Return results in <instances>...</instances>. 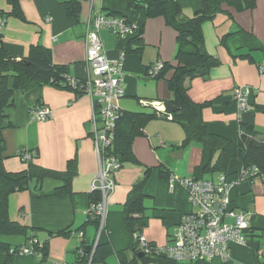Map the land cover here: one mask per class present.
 <instances>
[{
	"label": "crops",
	"instance_id": "0c3cea01",
	"mask_svg": "<svg viewBox=\"0 0 264 264\" xmlns=\"http://www.w3.org/2000/svg\"><path fill=\"white\" fill-rule=\"evenodd\" d=\"M64 1L21 0L25 22L5 19L0 30L4 49L17 57H24L31 45L40 44L50 50L54 64L67 67L69 79L74 82L86 77L93 79L85 60L87 24L97 13H123L133 25H143V47L140 52L127 51L128 38L120 39L107 30L99 32L109 60L124 55L125 93L115 100L116 105L121 110L149 111L143 107L145 104L160 109L164 102L172 99L164 80H154L146 75V69L157 61L174 62L176 33L162 17L146 19L141 11L128 10L126 0H79L80 14L76 21L69 18L59 4ZM178 2L186 16L201 7V0ZM9 10L6 0H0V11ZM224 10L227 13H219L202 24L204 47L220 64L212 68L207 77L191 80L188 96L195 103L209 102L201 116L210 133L234 140L240 133L242 122L257 132L259 141H264V76L258 73V66L264 61V0H257L251 10L235 11L227 6ZM238 86L251 88L252 108L249 112H237L232 92ZM13 101V106L5 110L12 124V128L3 131L6 171L24 170L25 164L17 152L36 149L37 157L32 161L40 167L62 172L67 161L75 157L77 173L71 181V195L35 197L36 191L32 188L9 197L11 220L33 228L36 239L47 244L44 260L34 254L15 255L10 264H74L77 250L96 240L105 244L111 238L115 248L124 247L127 240L120 227L119 213L132 185L142 178L147 168L151 170L144 188L147 196L144 214L148 221L141 235L156 246L169 245L177 221L192 212L194 207L184 188L177 186L172 193L169 192L156 167L163 164L172 176L179 178L215 179L219 175L216 173L215 177V174L203 171L212 156L208 149L195 142L181 147L184 133L180 126L165 120L151 121L145 127V136L136 137L132 142V152L139 164H125L113 174L115 189L108 200L106 227L98 235L96 225L88 223L90 194L100 169L92 140L94 106L91 97L86 91L76 95L63 87L44 86L25 94L16 92ZM36 106L50 109L52 117L44 122L31 121L28 111ZM178 151H181L180 155H177ZM168 152L176 153L174 156L179 158L176 164ZM241 167L240 161L232 160L227 171L232 174ZM58 185L57 181L45 180L41 191L50 193ZM230 198L232 208L243 214L249 236L245 245H230L228 261L214 264H264V177L238 183L231 189ZM147 200L151 202L149 206ZM62 230H68V234L52 235ZM5 242L13 247L24 240ZM125 255L127 259L132 257L130 251ZM106 262L119 264L115 255L109 256ZM0 264H5L2 252Z\"/></svg>",
	"mask_w": 264,
	"mask_h": 264
},
{
	"label": "trees",
	"instance_id": "16d2710c",
	"mask_svg": "<svg viewBox=\"0 0 264 264\" xmlns=\"http://www.w3.org/2000/svg\"><path fill=\"white\" fill-rule=\"evenodd\" d=\"M21 0H6L10 7L8 12L0 11V18H15L25 22L20 8ZM257 0H201V7L191 16H186L178 0H126L128 10L143 12L144 18L162 17L165 24L176 33V51L174 62L157 61L146 69V75L154 80H164L168 90L172 93L169 101L175 111L166 114L149 103L143 107L149 111H127L118 107L115 124L111 132V145L105 150L113 155L121 167L124 164L138 165L136 157L132 152V142L136 137L145 136V127L154 120H165L176 123L184 133L181 147H187L192 142L198 143L203 149H208L211 158L204 165L203 171L206 174L222 173L229 179L236 178L240 171L228 173L227 168L232 160L241 163V170L248 172L246 180H253L264 176V141L256 138V131L245 123H240V133L234 140L227 139L220 135L212 134L207 130L202 119V111L209 105V102L195 103L188 96L189 82L195 78L207 77L212 68L217 67L220 61L208 54L204 47L202 24L212 20L219 13H227L224 6L235 11L251 10L256 6ZM65 9L66 15L78 20L80 14L79 0H66L59 3ZM107 16H115L124 19L126 23L133 26L135 33L128 36L126 43L127 51L140 52L142 45L143 25H133L123 13L106 12ZM135 46L133 49L132 47ZM159 63L155 71L153 66ZM67 67L56 65L52 62L51 52L40 44L31 45L24 57H17L4 49L2 34L0 32V236L21 237L24 242L13 246L5 241H0V252L5 256V264H10L12 257L22 246L31 247L34 251L41 253L42 260L47 255L46 242H39L35 237L33 228L22 225L11 220L8 210L9 197L14 193L34 189L35 197L71 195V181L77 173L75 157L67 161L66 168L62 172L42 168L32 161L37 157L36 149L32 151L19 150L17 156L25 164V168L19 172H8L4 168V153L6 143L3 138V131L12 128L5 110L13 106V97L16 92L25 94L33 89L53 86L63 87L73 91L76 95L85 93L84 80L76 81L74 87L69 84ZM42 107V106H36ZM34 108V107H33ZM30 110V109H29ZM29 112V111H28ZM28 154L29 159H24ZM212 157L214 160L212 161ZM160 179L167 181L172 176L170 171L160 164L156 167ZM150 169L144 171L142 178L136 181L126 198L119 213L120 227L124 230L127 244L124 247H114L110 241L100 244L97 241L80 247L81 253L76 252L75 263L107 264L106 259L115 255L119 264H214L206 261H195L179 263L164 259L160 256L143 255L137 258L139 252L133 238L134 234H141L146 226L148 217L145 216V185L150 175ZM59 182L50 193H43L41 185L45 180ZM197 179V178H196ZM100 200V192L93 190L90 194V203L94 204ZM88 223L96 225L98 220L88 217ZM106 224V222H105ZM106 227V226H104ZM248 230L245 231L248 237ZM68 230L55 232L53 236L67 235ZM12 251V252H11ZM78 251V250H77ZM130 251L132 257L127 259L125 253Z\"/></svg>",
	"mask_w": 264,
	"mask_h": 264
},
{
	"label": "built area",
	"instance_id": "2783aa9c",
	"mask_svg": "<svg viewBox=\"0 0 264 264\" xmlns=\"http://www.w3.org/2000/svg\"><path fill=\"white\" fill-rule=\"evenodd\" d=\"M4 23L5 20L0 18V30ZM101 30H107L120 39L135 33L134 27L126 23L124 19L102 13L95 14L89 20L85 32V60L94 78L84 79V90L93 101L92 140L100 164L98 175L92 186L93 190L100 192V200L91 204L88 216L98 220V235L105 226L108 200L115 189L113 174L121 168L118 160L105 150L111 145L110 131L114 127L118 113L115 100L123 97L125 93L122 71L124 55H120L116 60H109L106 57L99 36ZM159 66V63L155 64L153 70L156 71ZM258 73L264 76V61L258 66ZM68 80L70 86L74 87L76 82ZM251 93V88L248 86L234 88L232 99L238 113L251 110ZM28 113L33 122L48 121L52 117V112L47 107H34ZM23 158L28 160L29 155L25 154ZM249 171L253 172V169L240 170L237 177L233 179H229L222 173L216 180L170 176L166 181L169 192L172 193L177 186L184 188L194 210L179 218L170 245L159 247L148 242L143 235L134 234L133 238L138 251L143 255L160 256L179 263L228 261L230 245H245L247 242L245 231L248 227L243 214L232 208L230 191L244 181ZM96 243L97 240L94 246ZM77 252L81 253V250L78 249ZM16 254H34L41 258L40 252L26 246L19 248ZM74 264H91V260L87 263Z\"/></svg>",
	"mask_w": 264,
	"mask_h": 264
},
{
	"label": "rangeland",
	"instance_id": "374dc122",
	"mask_svg": "<svg viewBox=\"0 0 264 264\" xmlns=\"http://www.w3.org/2000/svg\"><path fill=\"white\" fill-rule=\"evenodd\" d=\"M96 4V3H95ZM168 155H169V157L171 158V159H173L172 161L174 162V164H176L178 161H179V158H177V157H175L174 156V154H176V153H170V152H168L167 153ZM125 165V164H124ZM117 172V171H116ZM215 177L217 176V174L215 173V175H214ZM189 178V177H188ZM217 179V177L215 178V179H213V180H216ZM151 204V202L149 201V200H147L146 201V205L147 206H149ZM11 241V242H15V241H21L22 240V238L21 237H18V236H16V237H4V236H0V241ZM171 244V243H170ZM169 244V245H170ZM149 264H155V263H149Z\"/></svg>",
	"mask_w": 264,
	"mask_h": 264
},
{
	"label": "water",
	"instance_id": "95a60500",
	"mask_svg": "<svg viewBox=\"0 0 264 264\" xmlns=\"http://www.w3.org/2000/svg\"><path fill=\"white\" fill-rule=\"evenodd\" d=\"M160 111H162L163 113H166V114H171L173 113L176 109L175 107L168 101V102H164L161 106L160 109H158ZM181 151H178L177 152V155H180ZM136 249V245H134V250ZM143 257V254L138 252L137 253V258H142Z\"/></svg>",
	"mask_w": 264,
	"mask_h": 264
}]
</instances>
